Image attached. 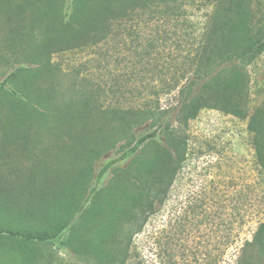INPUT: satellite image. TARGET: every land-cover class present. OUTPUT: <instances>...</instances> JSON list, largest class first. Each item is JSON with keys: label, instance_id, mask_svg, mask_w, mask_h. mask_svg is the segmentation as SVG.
I'll use <instances>...</instances> for the list:
<instances>
[{"label": "rangeland", "instance_id": "374dc122", "mask_svg": "<svg viewBox=\"0 0 264 264\" xmlns=\"http://www.w3.org/2000/svg\"><path fill=\"white\" fill-rule=\"evenodd\" d=\"M225 1L195 0L188 9L191 30L197 32ZM243 2L257 29L263 26L264 0ZM53 15L45 1L0 0V83L21 68L10 82L19 95L0 91V193L17 194L12 206L22 209L40 204L41 188L53 198L65 185L78 186L83 198L96 189L89 205L95 215L87 231L84 219H77L52 243L0 239V264H121L123 258L122 264H262L264 250L243 251L264 223V170L256 165L247 120L203 109L184 126L178 121V89L157 96L144 90L149 82L157 86L163 78H180L183 68L184 52L173 45L145 54V40L155 35L157 24L146 27L144 18L134 17L131 31L115 29L107 42L69 49L51 32ZM247 71L255 107L264 101V52ZM87 98L93 107L88 124L81 114ZM156 99L170 125L186 137V154L180 168L163 172L162 202L141 214L142 204L132 207L130 184L140 164L122 165L130 181L115 180L122 170L107 173L100 183L96 176L127 147L129 134L113 113L139 110ZM149 123L129 125L135 139L155 128ZM81 125L89 127V140L70 139L78 138ZM112 141L118 142L114 148ZM148 156L141 154L140 161ZM128 210L137 213L132 220L120 214ZM17 224L0 219L4 227ZM34 224L40 223H22Z\"/></svg>", "mask_w": 264, "mask_h": 264}, {"label": "trees", "instance_id": "16d2710c", "mask_svg": "<svg viewBox=\"0 0 264 264\" xmlns=\"http://www.w3.org/2000/svg\"><path fill=\"white\" fill-rule=\"evenodd\" d=\"M41 1H45L49 12L54 14L51 32L57 40L67 43L69 49L77 46L76 43L97 45L107 42L115 29L131 31L130 22L134 17L144 18L142 25L146 27L157 24L155 35L150 34L145 40V54L157 52L156 48L159 46L169 48L173 45L178 51L184 52L180 55L183 68L180 78H163L157 86L152 81L144 86V90H150L157 96L158 92L169 94L178 89L182 98L177 107L178 121L184 126L203 109H214L240 120H247L256 165L264 170V101L258 106L250 107V75L247 71L264 52V25L257 29V22L245 8L243 0L225 1L226 7L217 8L197 32L196 29L191 30L194 27L188 14V9L195 4V0H60L57 6L56 2L52 3L53 0ZM205 1L210 0H203ZM127 35L129 36V32ZM20 69H16L0 83V91L5 89L14 96L19 95L18 89L11 86L10 82L16 79ZM182 79L186 80L183 85ZM82 108L81 114L88 124L93 108L88 98ZM136 109H122L113 113L115 120L122 124L123 132L129 134L127 147L121 146V154L104 163L96 176V183H100L107 173L116 170L123 171L115 173L117 182H123L127 178L130 181V170L121 169L122 165L128 162L140 164L139 176L132 175L130 184L135 192L131 195L132 207L142 204V214L152 211L156 203L162 202L160 182L163 172L171 175L180 168L186 154V137L181 130L170 125L166 111L161 110L158 99L153 104L146 103L142 109ZM141 114L144 117L138 119ZM148 121L155 128L135 139L129 125H142ZM85 126L81 125L76 134L78 138L71 136L70 139L88 141L89 127ZM101 139H106L105 133L101 134ZM117 143L110 142V147L114 148ZM141 154H149L148 159L140 161ZM80 177L75 176L73 181ZM76 189L78 186L73 189L65 185L58 197L53 198L41 188L38 191L41 194L40 204L22 209L12 206L17 194L12 196L13 193H0V219L7 217L21 224L8 227L0 225V239L52 243L58 241L81 218L84 219L82 228L87 231L95 215L90 211L89 205H93L98 194L96 195V189H92L94 194L83 198L78 195L80 189ZM48 196L47 201L45 197ZM99 208L107 209L102 206ZM135 212L128 210L120 214L127 220H132L137 215ZM27 221L40 224L22 225ZM100 246L107 247V244L100 242ZM250 248L264 250V223L256 228L251 240L245 242L243 251ZM128 249L129 246L126 250ZM25 255L27 258L31 256L28 253Z\"/></svg>", "mask_w": 264, "mask_h": 264}]
</instances>
